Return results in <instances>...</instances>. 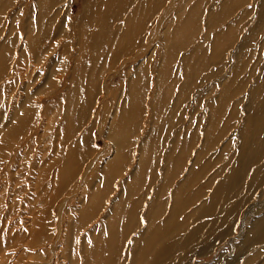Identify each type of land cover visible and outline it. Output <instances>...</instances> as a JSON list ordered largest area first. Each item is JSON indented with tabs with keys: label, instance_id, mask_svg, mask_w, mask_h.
<instances>
[{
	"label": "rangeland",
	"instance_id": "374dc122",
	"mask_svg": "<svg viewBox=\"0 0 264 264\" xmlns=\"http://www.w3.org/2000/svg\"><path fill=\"white\" fill-rule=\"evenodd\" d=\"M105 1L0 0V41L5 37L16 40L13 52L5 58L6 75L0 73V114L6 119L10 110L8 101H19L27 92H32L30 100L37 108L31 121L27 119L12 140L8 137L6 144L0 145V264H71V252L67 253L64 244L72 230L68 221L78 219L80 207L90 202L92 189L102 186L104 173L108 176L105 167L117 153L116 145L107 134L121 107L129 103L127 83L130 78L145 74L138 72L139 68L147 67L148 73L142 77L146 87L141 91L146 95L144 104L141 103V112L131 115L134 127L117 133L122 139L127 136L132 141L131 146L129 142L124 148L131 158L119 172L111 174L109 189L100 203L78 228H74L77 238L81 236L84 240L107 226L109 201L117 199L131 181L141 155L139 142L145 140L144 132L152 122L149 112H144L145 104L162 66L166 65L170 71L171 85L175 78H180L175 87L166 92L169 100L164 105L167 115L164 130L169 129L170 144L182 139L181 135L176 137L179 131L183 134L189 130L188 137L194 129L203 130L209 113L206 104L217 98L223 102L221 109L226 112L223 120L214 125V129L222 128V132L219 137L217 135L218 140L212 144L209 155L216 156L225 143L227 147L231 145L230 154H234L231 152L239 145L236 130L241 121L229 114L233 113L231 103H239V115L245 116L247 102L264 96V0H112L104 8L110 18L107 25L99 23L98 26V17L104 11L99 5ZM138 6L134 27L127 34L121 33L126 28L123 19L131 14L132 7ZM219 11L222 16L217 19L214 15ZM184 14L181 23L184 34H176L170 41L168 31ZM99 27L106 29L100 41L108 35L111 46L108 50L104 45L101 57L94 61L92 49L90 52L86 49L85 57L81 53ZM121 27V32H115ZM31 36L36 37L32 54ZM201 46L187 63L192 72L187 79L182 71V60L192 49ZM171 50L174 53L169 56ZM103 56L107 57L106 61ZM88 71L90 82L100 87L89 98L86 95L88 87H81L79 91L75 88L82 74L86 81ZM184 83L179 94V86ZM223 87L226 94L219 98L217 95ZM67 91L76 104L67 118L72 128H69L65 147L66 120L63 121L62 116L67 105ZM86 99H89V109L80 116L73 109L79 106L81 110ZM75 117L80 118L79 126L73 123ZM198 139L197 145L201 144L202 137ZM135 140L139 141L138 146ZM73 142L76 146L72 158L62 165L68 146ZM191 154L193 157L194 153ZM191 157L187 158L186 166ZM159 164L163 166L162 162ZM220 164L216 163L214 168ZM258 165L253 177L257 178L252 180L247 192L240 190L249 180L242 181L247 169L241 173L243 176L236 190L238 195L245 197L241 206H237L238 216L231 234L223 239L224 230L235 218L228 216L233 208L231 204L236 201L232 199L228 201L226 223L215 222V228H205L207 241L200 238L191 242L183 261L178 264H225L228 261L231 264H264V239L255 244L259 246V256L253 261L247 258L250 246L237 244L248 235L251 215L254 219L264 215V157ZM252 172L250 169L246 177ZM261 180L262 184H257ZM224 209L227 210L226 206ZM134 234L137 232L130 233L128 243Z\"/></svg>",
	"mask_w": 264,
	"mask_h": 264
},
{
	"label": "bare ground",
	"instance_id": "6f19581e",
	"mask_svg": "<svg viewBox=\"0 0 264 264\" xmlns=\"http://www.w3.org/2000/svg\"><path fill=\"white\" fill-rule=\"evenodd\" d=\"M108 2H112V0H106L105 3L102 2L99 8L103 7L101 9H104ZM139 7H132L130 10L131 14L125 16L123 19L127 29L125 28L123 30V26L121 29L117 28L115 32H121L123 30L121 33L127 34L134 27L133 20L138 13ZM105 11L106 9L103 12L100 11L98 26L99 23L106 26L107 19H110L108 16L109 13ZM184 16L185 14L182 18L179 16L175 26L168 31L167 36L170 41L176 34L179 36L184 34V27L181 25ZM214 16L219 19L222 16V12L219 11ZM42 23L44 22L42 21ZM105 31V27L98 28V32H95L92 36V38L95 36V39L91 38L88 45L82 49L84 52L82 51L81 56L85 57V51L89 48V52L91 49L92 53L95 52V55L92 57L94 61H97L102 55L104 45L108 47V50L110 49L111 43L109 38H107L108 35L101 37V41L99 39L100 35L105 34ZM40 34H42V30ZM34 39L36 37L34 38L32 36L30 40L28 39L31 54L33 52ZM15 42L16 40L9 37L2 38L0 41L1 75H6L7 71L5 70L7 66L5 60L7 59L8 53L13 52ZM200 49H202V46L197 47L195 50L192 49L182 60L184 67L182 71L187 79L192 74L189 68L190 64L187 65V63L191 62L192 55ZM173 53V50H171L168 55L171 56ZM168 55L166 59H168ZM81 56L78 58V61ZM31 59H29L30 64L32 62ZM104 60L106 61L107 57H104ZM76 64L80 67L79 63ZM27 65L29 66V64ZM89 71L86 81H84L85 79L83 78L85 77L82 74L80 84H78V81L75 86L76 91H79L81 87H88L87 98L96 89L100 88L98 83L90 82L88 78ZM138 72L146 74L147 67L139 68ZM145 74H139L134 78L131 77L130 81H127V89L130 96L129 103L127 106L121 107L119 116H117L113 125H110L111 129L107 135L116 145L117 155L115 154V157L105 167L108 176L106 173L104 174L107 178L104 176L101 187L98 185V187L92 189L90 192V202L80 207L77 216L78 219L68 221V225L71 224L72 230L66 237V240H64V244L67 253L71 252L69 253L71 264H178L183 261V256L186 254L184 252L187 249L189 250L188 246L191 245V242L200 238V240L207 241V237L204 238V233L210 228H215V225H217L215 222L222 221V224L226 223V217L228 218L229 215L235 218L228 224V228L224 230L222 234L223 239L231 234L236 224V216H238V213H236L239 211L237 210V206H241V201L245 197L238 195L236 190V186L241 180L240 177L242 178L243 176L241 173L244 169H247L242 181L244 183L246 178L249 179L246 180L247 184L245 186L244 184L242 185L241 192L243 189L247 192V189H250L252 180L255 181L257 178L253 177L255 176V171L259 168L258 164L262 163V158L264 157V96L260 100L253 101L251 99V101L247 102L245 106L247 113H245V116L243 114L239 115V109L237 107L239 103H231L233 113L229 114L232 117L234 114L233 118L241 121L240 128L236 130L240 138L239 145L235 148L236 150L234 149L235 151L231 152L234 154H230L231 145L227 147L228 143H225V145L222 144L223 146L219 149L216 156L209 155L210 150L213 148L212 144L218 140L217 135L219 137L222 132V128L214 129V125L215 123L221 122L222 116L226 112V110L221 109L223 102L217 98L210 99L211 101L206 104L209 113L203 130L194 129L190 131V136L186 137L189 131L186 130L187 128L189 129L187 126L185 133L181 134L179 131L176 135V137L181 135L182 139H176L170 144L168 142L169 129L164 130V126L167 124L166 108H164V105L169 100H167L168 96L166 92H170L180 78H175L174 85H171L172 83L169 82L170 71L164 65L159 70L158 77L153 84V92L145 104L144 112H149L150 117H152V122L149 123V128L144 132L145 140L141 142L135 140L137 146L139 142L138 149L141 150V155L137 168L131 174V181L125 186L124 192L116 196L117 199L114 200L113 198L112 202L109 201L110 212L106 219L107 226L102 227L96 234H89L84 240L81 236L77 238V233H73V231L77 232L74 228H78L79 224L87 219L100 203V198L109 189L111 174L119 172L131 158L130 154L124 152V148L127 146L126 144L130 142L129 137L126 136V138L122 139L117 133L126 128L132 129L131 115H135L136 112H141L140 106L143 103V97L146 96L141 93L146 88H144L145 83H142V77L144 76L145 78ZM148 83L149 79H147L146 85ZM184 87L185 83L181 87L179 86V94L182 93ZM225 94L226 88L223 87L217 96L220 98L224 97ZM31 95L32 92L31 94L27 92L19 101L17 99H11V102L10 100L8 101L7 106L10 104L8 106L10 109L8 117L5 119L4 114H0V145L6 144L8 137L12 140L19 127L33 116L37 108L32 104V100H30ZM66 100L67 105L64 107L66 113L64 112L62 116V120H66V128L64 130L66 135L63 145L68 144L69 128H72V125L70 127V124L67 123V118L71 114L70 109L76 104V100L71 97L68 91L66 92ZM17 101L18 105H15ZM82 105L81 110H79V106L73 109L80 116L84 111L89 109V99H86ZM237 112L238 115H236ZM79 120L80 118L75 117L73 123L76 122L75 125L79 126ZM199 137H202V142L197 145ZM131 142L129 144L130 146L132 145ZM14 143L11 144L15 149L16 144ZM75 146L76 142L69 144V150L67 149L68 151L63 158L62 165H65L72 158ZM14 149L13 151L16 150ZM192 152L194 153L193 157H191ZM190 157V164L186 166L185 163ZM160 162L163 163L162 167L159 166ZM218 162H221V164L215 169L214 165ZM212 168L213 171L211 172ZM250 169L253 172L249 174V177H246ZM262 182L263 180L257 181V184H262ZM200 183H204V186H201ZM231 199L236 201L231 204L233 208L227 216L226 212L229 210L228 204L232 201ZM228 201L230 202L228 203ZM224 206L227 208L226 211ZM252 215L250 217L248 235L244 236L237 243L239 245L247 243V246H250L251 253L247 257L249 261H253L259 256V246L257 247L255 244H260L263 241L262 239H264V215L256 219ZM205 228L207 230H204ZM132 232H137V234H134V238L130 239V243H128L130 233ZM72 233L74 234V239ZM250 234L251 237L249 236ZM69 236H71V241L69 240ZM182 249L184 251H181ZM225 264H231V261Z\"/></svg>",
	"mask_w": 264,
	"mask_h": 264
},
{
	"label": "snow or ice",
	"instance_id": "6c2138e0",
	"mask_svg": "<svg viewBox=\"0 0 264 264\" xmlns=\"http://www.w3.org/2000/svg\"><path fill=\"white\" fill-rule=\"evenodd\" d=\"M250 6V5H249Z\"/></svg>",
	"mask_w": 264,
	"mask_h": 264
}]
</instances>
